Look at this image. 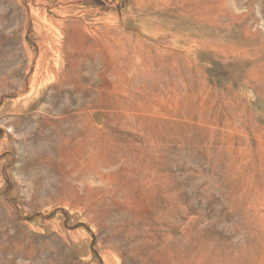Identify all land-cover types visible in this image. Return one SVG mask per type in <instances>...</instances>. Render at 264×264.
<instances>
[{"label":"rangeland","instance_id":"rangeland-1","mask_svg":"<svg viewBox=\"0 0 264 264\" xmlns=\"http://www.w3.org/2000/svg\"><path fill=\"white\" fill-rule=\"evenodd\" d=\"M0 264H264V0H0Z\"/></svg>","mask_w":264,"mask_h":264},{"label":"bare ground","instance_id":"bare-ground-1","mask_svg":"<svg viewBox=\"0 0 264 264\" xmlns=\"http://www.w3.org/2000/svg\"><path fill=\"white\" fill-rule=\"evenodd\" d=\"M232 2H233V1H232ZM170 3H171V2H170ZM195 9H196V8H195ZM209 9H210V8H209ZM196 10H197V9H196ZM196 12H197V11H196ZM203 12H205V11H203ZM203 12H202V13H203ZM225 14H226V13H225ZM225 14H224V15H225ZM228 15H229V13H228ZM234 19H235V18H234ZM190 22H191V21H190ZM227 150H228V149H227ZM227 152H228V151H227ZM88 167H89V166H88ZM49 194H50V193H49Z\"/></svg>","mask_w":264,"mask_h":264}]
</instances>
